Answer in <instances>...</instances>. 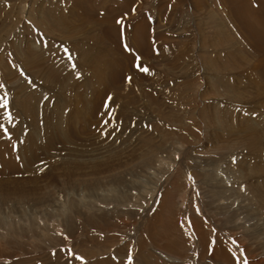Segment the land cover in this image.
Wrapping results in <instances>:
<instances>
[{
	"label": "rangeland",
	"instance_id": "obj_1",
	"mask_svg": "<svg viewBox=\"0 0 264 264\" xmlns=\"http://www.w3.org/2000/svg\"><path fill=\"white\" fill-rule=\"evenodd\" d=\"M0 85V264H264L258 0H0Z\"/></svg>",
	"mask_w": 264,
	"mask_h": 264
},
{
	"label": "bare ground",
	"instance_id": "obj_2",
	"mask_svg": "<svg viewBox=\"0 0 264 264\" xmlns=\"http://www.w3.org/2000/svg\"><path fill=\"white\" fill-rule=\"evenodd\" d=\"M263 4V5H262ZM258 5H261L262 7H264V0L262 2V0H258ZM256 29H253L252 26L250 27V32H253V35L257 34L258 37L262 36L263 33L260 31V30H256ZM260 35V36H259ZM262 39V38H261ZM25 46H27L25 44ZM28 48V46H27ZM21 106L23 107V110L26 111L25 113L27 114V117H28V120L29 122H35L36 120L38 119H41L40 117H43L45 114V112L47 113L46 109H47V105H46V109H44V111L42 112V116L41 115H38L35 107L36 105L32 106L30 103H27L25 101H23L21 103ZM39 107V106H37ZM45 107V105H44ZM43 107V108H44ZM27 120V121H28ZM39 121V120H38ZM37 122V121H36ZM43 122V121H42ZM47 123V122H46ZM34 124V123H33ZM43 125V124H42ZM263 140V139H262ZM252 143V142H251ZM7 144L8 143H3L1 142L0 143V166H4V165H11V164H14V165H19L20 163V159L18 157L15 156V154L17 152H13L12 151V148H13V143H10V145L7 147ZM253 144V143H252ZM256 144V143H255ZM260 144V143H259ZM263 145V144H262ZM255 147V146H253ZM9 148V149H8ZM33 148H34V145H33ZM257 148V147H256ZM8 149V150H7ZM34 154L36 152V149L34 148ZM16 151V149H15ZM161 256H163L162 253H159ZM166 256V255H165Z\"/></svg>",
	"mask_w": 264,
	"mask_h": 264
},
{
	"label": "snow or ice",
	"instance_id": "obj_3",
	"mask_svg": "<svg viewBox=\"0 0 264 264\" xmlns=\"http://www.w3.org/2000/svg\"><path fill=\"white\" fill-rule=\"evenodd\" d=\"M118 23H119V21H118ZM65 51H67V50H65ZM137 59H139V58H137ZM141 71H147V70H146V69H141ZM129 80H130V78H129ZM0 87H2V85H0ZM7 106H8V100H7V98L5 97V98L3 99V102L0 103V107H4V108L6 109ZM4 117H5V119H7V120H9V121H11V119H12L11 114L8 113V112H5ZM0 129L4 130L5 133H7V130H6V129H3V125H0ZM69 254L71 255V253H69ZM76 258H77V259H81L80 257H76ZM245 264H247L246 261H245Z\"/></svg>",
	"mask_w": 264,
	"mask_h": 264
},
{
	"label": "crops",
	"instance_id": "obj_4",
	"mask_svg": "<svg viewBox=\"0 0 264 264\" xmlns=\"http://www.w3.org/2000/svg\"><path fill=\"white\" fill-rule=\"evenodd\" d=\"M134 5V4H133ZM133 5L131 6V9H133ZM132 11V10H131ZM146 18H147V16H146ZM148 19V18H147ZM149 21V20H148Z\"/></svg>",
	"mask_w": 264,
	"mask_h": 264
}]
</instances>
